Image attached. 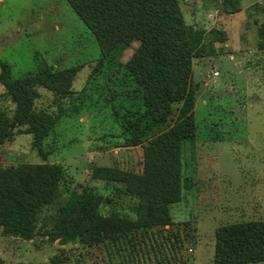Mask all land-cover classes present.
I'll return each instance as SVG.
<instances>
[{
  "label": "rangeland",
  "instance_id": "obj_1",
  "mask_svg": "<svg viewBox=\"0 0 264 264\" xmlns=\"http://www.w3.org/2000/svg\"><path fill=\"white\" fill-rule=\"evenodd\" d=\"M232 1L180 0L186 22L203 31L206 55L192 59L197 138L186 143L184 163L194 181L183 186L182 200L172 205L174 223L93 245H61L42 236L27 240L5 235L0 227V264H52L55 255L67 257L60 264H213L218 226L264 219V48L259 43L264 42L259 30L264 0H240L238 11ZM139 47L135 39L115 66L98 68L99 43L67 0H0V57L14 77L37 69V55L56 67L82 65L73 93L59 99L67 109L77 104L80 113L62 118L43 143L44 155L33 148L32 134L5 142L0 167L61 163L73 178L69 186L103 194L104 213L136 218V196L121 183L91 174L95 164L142 170L143 147H123L117 135L121 126L110 100L117 85L109 78H122V65ZM39 90L37 108L57 113L56 96L45 87ZM0 104L9 113L15 106L6 97Z\"/></svg>",
  "mask_w": 264,
  "mask_h": 264
},
{
  "label": "trees",
  "instance_id": "obj_2",
  "mask_svg": "<svg viewBox=\"0 0 264 264\" xmlns=\"http://www.w3.org/2000/svg\"><path fill=\"white\" fill-rule=\"evenodd\" d=\"M67 1L99 43L98 68L105 63L115 66L127 46L140 40L133 57L117 65L125 69L122 78L116 81L109 76L117 85L114 98L109 99L115 102L112 114L121 126L117 134L121 146L143 147L142 170L95 164L91 174L94 179L121 183L136 196V218L114 210L104 213L103 194L83 185L81 189L69 186L73 178L61 163L23 162L0 167V227L5 235L27 240L42 236L61 245H93L139 228L172 225V205L182 200L183 186L194 181L185 174L184 151L186 143L197 137L192 59L206 55L203 31L186 22L180 0ZM234 3L233 11H238L240 0ZM259 30L264 37V23ZM259 43L264 48V42ZM36 60L37 69L14 77L11 65L0 57L4 88L0 102L6 97L15 105L9 113L0 104V147L17 135L32 134L33 148L44 155L43 143L62 118L81 111L77 104L67 109L60 100L73 93L82 65L56 67L39 55ZM39 87L60 99L57 113L37 108ZM169 120L168 127L159 129ZM213 259V264L264 261V219L218 226ZM65 262L67 257L60 255L51 260L52 264Z\"/></svg>",
  "mask_w": 264,
  "mask_h": 264
},
{
  "label": "crops",
  "instance_id": "obj_3",
  "mask_svg": "<svg viewBox=\"0 0 264 264\" xmlns=\"http://www.w3.org/2000/svg\"><path fill=\"white\" fill-rule=\"evenodd\" d=\"M2 1V0H1ZM197 138V137H196Z\"/></svg>",
  "mask_w": 264,
  "mask_h": 264
},
{
  "label": "water",
  "instance_id": "obj_4",
  "mask_svg": "<svg viewBox=\"0 0 264 264\" xmlns=\"http://www.w3.org/2000/svg\"><path fill=\"white\" fill-rule=\"evenodd\" d=\"M171 213H173V212H171Z\"/></svg>",
  "mask_w": 264,
  "mask_h": 264
}]
</instances>
